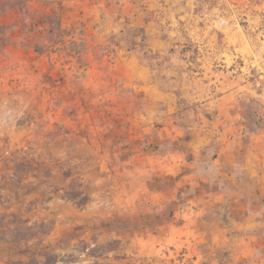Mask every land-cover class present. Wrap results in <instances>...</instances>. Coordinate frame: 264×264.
Wrapping results in <instances>:
<instances>
[{
    "label": "rangeland",
    "instance_id": "obj_1",
    "mask_svg": "<svg viewBox=\"0 0 264 264\" xmlns=\"http://www.w3.org/2000/svg\"><path fill=\"white\" fill-rule=\"evenodd\" d=\"M0 264H264V0H0Z\"/></svg>",
    "mask_w": 264,
    "mask_h": 264
}]
</instances>
